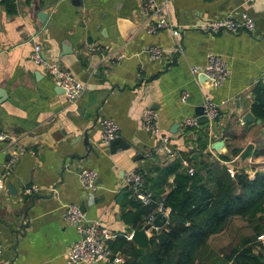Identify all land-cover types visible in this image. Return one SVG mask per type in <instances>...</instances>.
<instances>
[{"label":"crops","instance_id":"crops-1","mask_svg":"<svg viewBox=\"0 0 264 264\" xmlns=\"http://www.w3.org/2000/svg\"><path fill=\"white\" fill-rule=\"evenodd\" d=\"M156 1L164 4L165 18L179 35L168 29L146 33L141 0H13L11 13L0 4V131L9 137L0 140V264H70L64 253L78 235L62 220L66 204L98 219L113 233L111 240L119 235L136 245L130 235L142 227L145 216L133 221L130 189L123 185L126 172L140 171L147 189L164 195L173 175L157 184L154 166L179 159L185 168V162L188 167L202 162L207 170L228 164L220 156L231 150L264 139V119L250 110L264 65V0ZM34 5L39 12L33 11ZM241 10L253 20L249 32L210 34L193 28ZM92 41L106 46V52L90 51L87 44ZM176 42L182 48L178 55L168 52ZM33 43L40 45L44 58L58 62L81 83L74 101H66L61 89L30 61ZM149 46L166 51L153 59L146 52ZM208 52L221 56L230 70L218 87H205L190 72L192 66L204 65ZM117 54L118 60L113 58ZM181 91L188 93L184 102L178 99ZM204 95L217 105L219 119L197 129L206 131V146L196 149L197 130L183 133L181 122L202 113ZM145 108L156 112L158 131L169 135L172 156L144 155L156 143L140 127ZM246 112L257 122L243 123ZM103 118L117 124L124 149L111 152L108 144H101ZM216 140L222 141L218 151L210 148ZM11 151L17 159L3 176ZM181 153H188L189 160ZM79 167L96 172L92 198L77 179ZM31 185L37 191L23 194Z\"/></svg>","mask_w":264,"mask_h":264},{"label":"trees","instance_id":"trees-1","mask_svg":"<svg viewBox=\"0 0 264 264\" xmlns=\"http://www.w3.org/2000/svg\"><path fill=\"white\" fill-rule=\"evenodd\" d=\"M0 4L8 13L14 11L13 0H0ZM252 94L250 110L263 120L264 83L257 82ZM194 134L196 149H203L206 146V131L201 129ZM236 152L233 149L230 154ZM254 153L264 155V150ZM182 155H187L184 158L189 160L188 153ZM220 159L226 161L228 155H222ZM190 168L191 174L179 159L162 168L153 167L157 173V184H165L167 176L173 175L169 190L160 195L150 188L154 200L147 206L130 199L129 204L135 209L132 218L136 222L140 214L146 216L155 208L158 200L163 207L170 209L167 222L158 233L151 230L147 247H137L119 235L110 240V251L122 256L120 264H195L205 256L201 251L207 245L208 238L221 231L233 215L247 217L246 221L252 224V235H243L221 260L211 258L208 264H264V254L256 241V236L264 233V225L257 226L253 221L256 213L262 211L264 172L248 178L239 171L229 176L230 172L224 173V167L219 165L206 170L202 162Z\"/></svg>","mask_w":264,"mask_h":264},{"label":"built area","instance_id":"built-area-1","mask_svg":"<svg viewBox=\"0 0 264 264\" xmlns=\"http://www.w3.org/2000/svg\"><path fill=\"white\" fill-rule=\"evenodd\" d=\"M245 3H250L253 0H243ZM140 9L147 19L143 25L146 33H155L161 29H168L172 35H179L180 30L172 27L165 18L164 4L156 0H141ZM254 23L250 15L246 11L228 12L219 18L193 25L202 32L210 34H237L239 32H249L253 29ZM90 51L106 52V46L98 42H88ZM166 50L157 46H149L146 49L148 55L153 59H160ZM182 51L181 44L176 42L175 45L168 50L169 53L178 55ZM114 59H120V55H114ZM30 61L39 66L45 76L52 83L62 90V94L66 101H74L82 90L81 83L76 80L70 72L61 66L58 62L50 61L44 58L39 44L33 43L29 54ZM192 74L203 72L206 77L211 80V87L220 86L229 76L230 70L226 61L219 55L208 52L205 55V63L202 67L192 66L190 68ZM258 82L264 83V65L258 78ZM188 96L186 91L179 93L178 99L184 102ZM202 113L205 118V124L213 125L219 119V110L217 105L206 95L202 97ZM202 123V124H204ZM183 133L194 132L199 129L202 124L198 122V116L184 117L182 122ZM140 127L143 131L153 134L156 139L155 147L152 150H147L144 155L151 157L154 153H163L166 156H172L173 151L170 144L168 134H163L158 131L156 123V112L152 109L145 108L141 111ZM100 142L107 145L110 141L118 137V126L110 118L100 120ZM9 139V137L0 131V140ZM17 159L16 152L11 151L4 161L3 176L8 175L9 169ZM187 172L191 174L192 168L187 166ZM77 179L81 187L88 191L90 198L93 197L92 192L96 188V172L92 168L79 167L76 173ZM123 185L130 189L132 199L138 201L141 205L147 206L153 202V196L145 187V180L140 171L132 170L125 173L123 177ZM37 188L34 185L23 188V194H31L36 192ZM155 208L144 217L143 224H148V232L155 230L151 226V221L156 214H161L168 219L170 209L163 207L156 200ZM62 220L72 226L76 231L78 238L72 242L65 250V259L70 264L86 263L92 264L99 260L109 264H120L122 256L112 253L108 247V242L111 240L113 233L103 225L98 219H88L76 204H66L63 207ZM261 249L264 250V233L258 239ZM2 247L0 244V251Z\"/></svg>","mask_w":264,"mask_h":264},{"label":"rangeland","instance_id":"rangeland-1","mask_svg":"<svg viewBox=\"0 0 264 264\" xmlns=\"http://www.w3.org/2000/svg\"><path fill=\"white\" fill-rule=\"evenodd\" d=\"M243 147L239 148L236 154L228 153L230 154L228 160L231 159L227 160L228 164L221 165L224 167V173L230 172L228 175L231 176V173L233 175L235 171H239L246 174L248 178H252L255 174L264 172V158L254 153L260 149L264 150V139ZM245 218L247 217L244 215L231 216L221 231L208 238L207 245L201 251L202 255L205 253V256L201 255V260L195 264H208L211 258L221 260L230 247L237 244L241 236L250 234L252 224ZM253 221L257 226L264 225V199L262 200V211L256 213Z\"/></svg>","mask_w":264,"mask_h":264},{"label":"water","instance_id":"water-1","mask_svg":"<svg viewBox=\"0 0 264 264\" xmlns=\"http://www.w3.org/2000/svg\"><path fill=\"white\" fill-rule=\"evenodd\" d=\"M33 11L35 13L39 12V7L37 5H34ZM38 17L41 20L42 17H44V16H43V14L39 13ZM197 79L205 87H208V88L211 87V80L208 77H206V75L203 72H199L197 74ZM197 114H198V122L200 124L204 123L205 118H204V116L201 115V112H198ZM240 120L243 123L244 122H255V121L257 122V120L249 112L244 113L241 116ZM85 139L83 140V144L88 147ZM108 147H109L110 151L113 152L116 149H124L126 147V144L123 142V140L121 138L117 137L108 143ZM210 148L215 150V151H218L220 148H222V141L216 140V141L212 142L210 144ZM138 157H140V156H137L136 158H138ZM190 158H193V159L196 158V154H191ZM123 193L124 192H120L117 195V200H119L121 198ZM165 224H166V218L164 216H162L161 214H156L154 216L153 220L151 221V226H153L155 228L156 233H158L164 227ZM148 228H149L148 224H143L139 230H133L132 231V233L130 235L131 240L136 243L137 247H147L148 246V239L150 236L147 233Z\"/></svg>","mask_w":264,"mask_h":264}]
</instances>
